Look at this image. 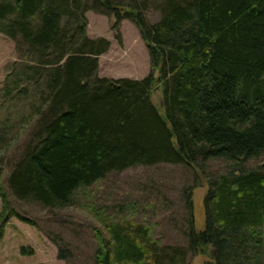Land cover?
<instances>
[{
  "label": "trees",
  "instance_id": "trees-1",
  "mask_svg": "<svg viewBox=\"0 0 264 264\" xmlns=\"http://www.w3.org/2000/svg\"><path fill=\"white\" fill-rule=\"evenodd\" d=\"M154 2L160 18L152 22ZM90 9L115 19L119 44L122 21L137 24L148 75H99L112 43L89 36ZM0 33L18 53L1 105L27 108L23 153L9 176L19 199L67 207L80 187L135 165L199 168L264 153V0H0ZM158 85L164 114L153 101ZM12 116L0 121V172ZM238 169L208 181L201 231L186 188L187 246H162L146 227L108 222L109 236L95 231L97 264H188L189 252L201 249L212 264H264V169ZM1 189L0 237L12 215Z\"/></svg>",
  "mask_w": 264,
  "mask_h": 264
},
{
  "label": "rangeland",
  "instance_id": "rangeland-1",
  "mask_svg": "<svg viewBox=\"0 0 264 264\" xmlns=\"http://www.w3.org/2000/svg\"><path fill=\"white\" fill-rule=\"evenodd\" d=\"M154 5L155 2L147 10L152 22L160 18V12ZM87 17L92 34L105 37L111 43L113 40V47L101 59V73L113 75L109 78L114 79L125 75L141 79L149 74V50L132 19L124 20L125 44L121 45L112 29L113 17L92 9L88 10ZM120 55L124 58L114 59ZM17 59L15 41L0 33V87L9 65ZM160 86L153 93V101L164 114ZM7 113L13 114L15 127L8 135L9 147L2 155L0 186L1 192L9 199L8 212L12 215L4 224L3 236L0 237V264H97L99 242L95 231L99 229L109 236L107 223L116 221L148 228L162 246L185 247L190 227L186 188H193L195 227L201 231L205 228L204 200L211 178L230 169L239 172L238 168L242 166L244 169H264V153L241 164L214 158L199 168L186 163L135 165L123 171L110 172L95 183L80 187L73 193L67 207H46L35 199H19L10 186L9 176L24 149L26 135L21 131V121L27 114V108L23 101L13 106H2L0 102V121ZM3 208L0 195V212ZM187 262L212 264L209 249H201L197 253L190 251Z\"/></svg>",
  "mask_w": 264,
  "mask_h": 264
},
{
  "label": "crops",
  "instance_id": "crops-1",
  "mask_svg": "<svg viewBox=\"0 0 264 264\" xmlns=\"http://www.w3.org/2000/svg\"><path fill=\"white\" fill-rule=\"evenodd\" d=\"M125 20V19H124ZM124 20L122 21V37H123V43L121 44V45H124L125 44V33H124V30H123V24H124ZM88 33H89V35L90 36H92V37H97V36H99V35H95V34H92L91 32H90V30H89V26H88ZM140 35H141V33H140ZM140 38H142L141 36H140ZM113 47V40H112V45H111V48ZM110 48V49H111ZM109 52V51H108ZM108 52H106V53H108ZM106 53H104V54H106ZM104 54H102L101 56H100V58H99V74L101 75V76H108V77H114L113 75H109V74H106V73H101V68H102V61H101V59H102V57L104 56ZM124 58V56H117L116 58H114V59H117V60H119V59H123ZM118 77H134V76H132V75H125V76H118ZM136 79V78H135Z\"/></svg>",
  "mask_w": 264,
  "mask_h": 264
},
{
  "label": "water",
  "instance_id": "water-1",
  "mask_svg": "<svg viewBox=\"0 0 264 264\" xmlns=\"http://www.w3.org/2000/svg\"><path fill=\"white\" fill-rule=\"evenodd\" d=\"M263 166H264V163H263Z\"/></svg>",
  "mask_w": 264,
  "mask_h": 264
}]
</instances>
